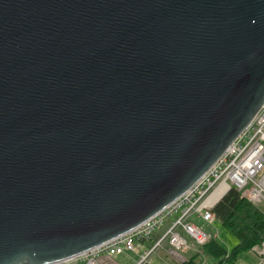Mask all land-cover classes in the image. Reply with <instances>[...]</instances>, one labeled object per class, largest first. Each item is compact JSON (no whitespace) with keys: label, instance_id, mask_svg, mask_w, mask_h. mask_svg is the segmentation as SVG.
Listing matches in <instances>:
<instances>
[{"label":"water","instance_id":"obj_1","mask_svg":"<svg viewBox=\"0 0 264 264\" xmlns=\"http://www.w3.org/2000/svg\"><path fill=\"white\" fill-rule=\"evenodd\" d=\"M263 100L264 0H0V264L140 225Z\"/></svg>","mask_w":264,"mask_h":264},{"label":"built area","instance_id":"obj_2","mask_svg":"<svg viewBox=\"0 0 264 264\" xmlns=\"http://www.w3.org/2000/svg\"><path fill=\"white\" fill-rule=\"evenodd\" d=\"M230 186L240 190L252 203L264 199V100L221 155L184 193L135 228L55 264H98V255L133 252L137 242L148 244L137 254L133 264L151 263L152 255L163 244L174 259L181 260L180 250L200 245L209 237L189 218L196 216L211 224L210 209L221 192ZM164 225L163 231H159ZM249 250L264 262V240L253 244Z\"/></svg>","mask_w":264,"mask_h":264},{"label":"trees","instance_id":"obj_3","mask_svg":"<svg viewBox=\"0 0 264 264\" xmlns=\"http://www.w3.org/2000/svg\"><path fill=\"white\" fill-rule=\"evenodd\" d=\"M210 212L213 220L231 231L236 243L227 250L210 236L202 244L186 248L191 249L192 254L176 264H229L237 253L248 250L253 244L264 240V210L249 202L235 187L230 186L212 205ZM199 255L204 256L205 260L199 262Z\"/></svg>","mask_w":264,"mask_h":264},{"label":"crops","instance_id":"obj_4","mask_svg":"<svg viewBox=\"0 0 264 264\" xmlns=\"http://www.w3.org/2000/svg\"><path fill=\"white\" fill-rule=\"evenodd\" d=\"M166 225V224H165ZM165 225L159 230L163 231ZM157 234V233H156ZM155 234V235H156ZM187 241V239H186ZM187 243L191 245V241L188 240ZM148 242H137L135 243V250L133 252L125 253V254H118L123 255V260L129 261L128 264H133V262L137 259V254L147 246ZM190 248V247H189ZM167 245L163 244L161 248H159L154 255H152V261L148 264H176L177 262H181L186 260V258L192 254L191 249L180 250V256L182 257L181 260L174 259L171 254L167 251ZM98 258V264H123L119 261V257H115V255H107V254H100L96 257V261ZM199 262L204 261L205 257L199 255L197 257ZM221 264H228L226 262H222ZM229 264H264V262L259 261L257 256H255L249 249L241 251L236 254L232 263Z\"/></svg>","mask_w":264,"mask_h":264},{"label":"rangeland","instance_id":"obj_5","mask_svg":"<svg viewBox=\"0 0 264 264\" xmlns=\"http://www.w3.org/2000/svg\"><path fill=\"white\" fill-rule=\"evenodd\" d=\"M253 203L258 205L259 208L264 210V199L260 200L259 202H253ZM189 221L193 223L195 226H197L199 229L204 231L209 237L210 236L214 237L227 250H229L236 243V239L234 235L231 233V231L226 227L222 226L216 220H213L211 224H209L201 220L199 217L191 216L189 218ZM188 240L189 239H187V241ZM115 257H119V261H121L123 264L129 263V261L123 260L122 258L124 257L123 255H115ZM97 262H98V258H97Z\"/></svg>","mask_w":264,"mask_h":264},{"label":"bare ground","instance_id":"obj_6","mask_svg":"<svg viewBox=\"0 0 264 264\" xmlns=\"http://www.w3.org/2000/svg\"><path fill=\"white\" fill-rule=\"evenodd\" d=\"M256 111H257V110H256ZM225 192H226V191H222L221 194L219 195V198H221V197L224 195ZM219 198H218V199H219Z\"/></svg>","mask_w":264,"mask_h":264}]
</instances>
